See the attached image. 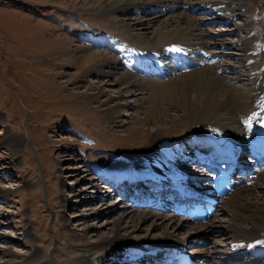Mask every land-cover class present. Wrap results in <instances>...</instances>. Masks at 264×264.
I'll return each instance as SVG.
<instances>
[{
    "label": "rangeland",
    "instance_id": "rangeland-1",
    "mask_svg": "<svg viewBox=\"0 0 264 264\" xmlns=\"http://www.w3.org/2000/svg\"><path fill=\"white\" fill-rule=\"evenodd\" d=\"M190 1L183 7L186 14L196 16L202 28L220 33L217 39L226 43L241 42L247 29L233 24L250 21L257 35L255 47L263 53L255 67H264V0H246L244 12L230 20L216 12V4ZM88 2L0 0V263L75 264L74 255L81 243L112 236L113 217L122 211L118 204H124V199L102 181L99 169L123 163L125 167L136 151L151 141L157 127L163 129L162 138L183 141L182 153L197 146L190 149L191 143L185 141L193 127L179 120L172 105L149 99L150 89L136 91L116 82L114 75L82 66L80 56L84 53L105 52L118 60L112 66L114 71L128 70L120 58L133 56L130 51L135 44L118 18L140 15H134V7L125 12L84 8ZM164 3L152 2L154 7L149 11ZM165 7L152 13L164 20L180 9ZM85 32L103 34L109 43L90 39ZM58 35L67 39L60 42ZM220 49L231 51L228 56L232 62L239 60L241 52L235 46ZM235 72L229 76L241 80L230 79L228 84L247 85L245 77ZM93 93L98 97L88 100ZM107 107H112V112L103 117L100 111ZM152 107L156 112L148 118L146 111ZM204 146L207 144L197 148ZM185 153L188 156L191 152ZM187 164L195 167L192 162ZM140 166L138 163L134 168ZM92 183L100 187L101 194L90 193ZM255 191L264 199V192ZM221 208L218 206L216 218L226 225L229 216ZM137 224L135 229L120 233L137 242L151 241L161 234L162 229L153 228L149 220ZM189 231L192 229L186 225L169 232L185 236ZM220 231L189 236V245L208 248L213 239L218 240V249L228 256L222 262H229V255L234 254L229 253V243L231 250H236L234 233L226 228ZM99 253L93 251L89 258L96 261ZM117 255L127 259L115 253L105 257L103 264H131L129 260L117 262Z\"/></svg>",
    "mask_w": 264,
    "mask_h": 264
},
{
    "label": "bare ground",
    "instance_id": "bare-ground-1",
    "mask_svg": "<svg viewBox=\"0 0 264 264\" xmlns=\"http://www.w3.org/2000/svg\"><path fill=\"white\" fill-rule=\"evenodd\" d=\"M89 2L86 3L88 7L84 8L124 10L134 7L132 8L134 15H140L139 17L118 18L124 32L133 38L135 44L130 51V53H134L133 56L130 54L124 59L125 56L120 58L123 63H126L129 71L125 69L122 72L114 71L112 66L117 64L118 60L105 52L84 53L80 56L82 57V66L91 71L114 75L116 82L136 91L150 89L149 99H152L156 104L165 102L172 105L178 110L179 120L193 127L189 134L190 140L194 138L198 142L206 141L212 146L211 151L205 156L199 153L197 156L192 153L184 156V152L182 153L180 149L182 142L162 138L163 129L157 127L155 133L152 134L151 141L145 147L138 149L135 156L127 162L128 164L122 167L123 169L101 168L99 173L104 178L109 177L114 184L112 190L114 188L116 190L121 178L126 180L137 174L143 175L147 181L169 176L171 183L180 185V189L189 188L191 185L192 189H187L190 193L198 192L200 194L202 192L205 194L206 192L216 197L219 209L222 207V211L229 217L225 221L226 225L216 218L217 214L211 215L203 222L192 223L182 213L181 216L176 214L183 210L178 204H167L161 200V192L165 186L160 185L157 181L152 182L155 183L153 195L144 193L145 195L142 196L140 193L139 199L136 200L139 202L135 204L132 203L134 197L126 196L127 188L121 192L119 190L124 196L122 198L124 204H118L122 211L113 217L114 227L112 229L114 232L112 236H102V239L95 243H81L74 255L76 256V258L74 257L75 264H103L104 258L112 256L114 252H123L126 255L149 250L162 252L168 243L183 247L188 244L189 236H200L212 229L219 234L220 230L225 228L231 229L234 233L233 249H238L239 253L243 250L248 251L252 258L249 257V260V258H241L240 254H228L231 256L229 262H222L228 256L225 254L226 252L218 249L221 242L215 239L207 246L208 248L205 246L194 250L198 254L197 257H205L207 261L210 260L209 264H264V238L262 235L264 199L261 198L262 194H256L255 191L257 189L259 192H264V165L253 164L259 160L264 163V155H255L251 163L242 166L246 171L249 169L252 172L241 176L236 175L238 180L235 179L229 191L214 190L212 189L213 184H211L213 175L217 173V170L214 171L215 167L222 161L225 163L226 157H229L242 145L249 154L264 151V67L260 69L255 67V64L262 60L263 53L255 47L257 35L253 31L250 21L247 20V23L242 25L233 24L237 29L242 27L247 29L241 42L229 40L226 43L223 39H217L220 33L205 26L202 28L201 21L196 16L186 14L183 7L184 4H191L190 0H89ZM152 2H165V5H161V8L154 10L155 12L166 10L165 6L173 9L178 6L180 9L176 13L171 12L166 19L159 20V14L155 15L157 13L153 9L149 11L154 7ZM200 2H205V0H197V3ZM208 2L216 4V12L223 14L227 20H230L235 14H242L246 6V0H207ZM124 12V15L127 14ZM83 35H88L93 40L109 43L103 34L92 32L87 34L85 32ZM56 39L61 42L67 38L58 35ZM238 44L241 46L237 47ZM232 45L235 46V50L241 52L237 62H232L228 56L231 51L225 53V50L220 49L234 48ZM80 49L86 50L84 47ZM234 69L239 77H245V80L248 81L247 85L228 84V80L237 79V76H229V73L234 72ZM138 73L144 74V76H140ZM240 80L241 78L237 79V81ZM97 97L93 93L89 95L88 100H94ZM154 111L155 107L148 108L146 117L149 118ZM100 112L103 117H108L112 112V107L102 109ZM160 121L162 125L163 120ZM188 157L190 159L196 157L204 171L193 173L185 167L183 164L189 159ZM138 163L142 168H134V165ZM129 185L133 186V184ZM89 186L90 193L101 194L100 187H96L93 183ZM138 186L140 185L134 189L137 193L141 190ZM183 200L178 199L181 203L184 202ZM141 202L144 209L136 210L135 205H141ZM153 205L157 208L167 207L169 213L161 210L155 211L150 207ZM144 220H149L153 228L162 229L161 234L155 236L156 238L151 241L137 242L128 240L127 236L120 233L128 229H135L138 226L137 223H142ZM186 225L192 229L188 232V236H184V234L174 236L169 232L176 227ZM97 250H100L97 260L90 259L89 254Z\"/></svg>",
    "mask_w": 264,
    "mask_h": 264
}]
</instances>
